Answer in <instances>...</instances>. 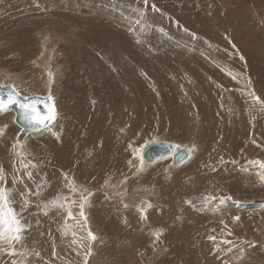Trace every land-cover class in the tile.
Returning <instances> with one entry per match:
<instances>
[{
	"label": "rangeland",
	"instance_id": "obj_1",
	"mask_svg": "<svg viewBox=\"0 0 264 264\" xmlns=\"http://www.w3.org/2000/svg\"><path fill=\"white\" fill-rule=\"evenodd\" d=\"M0 53V84L50 96L56 113L52 132L31 134L0 116V186L41 193L22 213L25 254L0 251V264H264V169L252 163L264 162V107L248 95L264 102V0H0ZM17 140L36 168L19 166ZM157 142L190 157L143 162ZM54 198L64 207L45 215Z\"/></svg>",
	"mask_w": 264,
	"mask_h": 264
},
{
	"label": "snow or ice",
	"instance_id": "obj_2",
	"mask_svg": "<svg viewBox=\"0 0 264 264\" xmlns=\"http://www.w3.org/2000/svg\"><path fill=\"white\" fill-rule=\"evenodd\" d=\"M145 5L147 4V0H144ZM131 12L135 14L132 22L136 25H141L144 21L143 18L145 13L140 9H131ZM146 27V24H145ZM235 79V77H233ZM7 87L9 91L4 92L0 91V115H3L11 110H13V105L19 109L20 117L24 121L26 125H28L29 129L36 130V131H49L52 132L53 129L51 127L53 121L56 119V113L54 107L51 109H46L45 113H41L37 109V101L31 100L29 97H24L23 99L20 98V94L16 91L15 87L12 85H2L0 84V90ZM248 95L254 97L257 103H261V106L264 107V102L260 101V98L255 95L254 92H249ZM7 125L3 128H0V136L4 134ZM23 144L19 140L16 141L12 145V149L19 158V166L25 170L29 168H36L37 165L28 161L27 163L24 162V156L26 155L21 149L23 148ZM179 146H175V149H170L173 151V155L183 161L186 156L183 152L178 150ZM194 150V148H193ZM131 163V161L129 162ZM259 166L260 169H264V162L261 161H254L252 162ZM14 176H13V183L15 184L18 180L22 184L23 180L15 175V172L18 169L14 168ZM25 175L28 179H33V175L31 171H25ZM261 179L264 180V175H261ZM65 180L68 181V185L72 187L73 191H76L75 187L73 186V182L65 176ZM5 181V172L2 168H0V184H3ZM107 183V181H106ZM42 188V185L38 184L37 189ZM84 192H87L85 189ZM14 193L20 196V210H17L13 207V204L16 203V199ZM41 193L40 191L31 192L30 190L19 191L18 189H10L7 187L6 184L4 186H0V251L6 252V254L10 257H15L17 255L23 256L25 253L18 252L16 245H20L22 248L24 247V233L28 229V225L23 223V216L22 213L27 210V206L29 205L30 201L28 200L29 195H37L39 196ZM91 193H88L90 196ZM81 198L84 203L87 202V196L81 194ZM67 199V198H65ZM232 198L226 197L219 199V205H225L226 201L231 200ZM216 200L215 196L206 195L202 198V204L207 207L212 201ZM75 203V201H73ZM189 203H191L189 201ZM39 206V205H38ZM84 204H80V216H84L83 212ZM127 207V205H124ZM64 205L60 203L58 198L52 199L47 205L44 206V214L47 215L48 209L51 208H63ZM144 207H151L150 204L144 205ZM67 217L72 218L73 214L71 211L67 212ZM86 220V218H85ZM234 220H239V216L234 217ZM223 223V221H222ZM163 234V230L159 229L156 230L153 235L155 236V240L153 241V245H155L156 241H159L160 236ZM231 233H229L230 235ZM62 235H66V232H62ZM75 235V233H73ZM88 236L91 240H95V235L92 234L91 231L88 232ZM210 240H215V237L210 236ZM77 241L75 239L72 240V244H76ZM222 244L231 243L230 241L224 240L221 241ZM83 247V245H81ZM54 249V245H53ZM232 249L228 248V252H231ZM91 254V249L88 248L87 255ZM37 257H39V253H36ZM55 250H53V256H55ZM77 255H80V252L77 251ZM11 264H22V262H18L16 259L11 261ZM84 264H87V260L85 259ZM227 264V261L225 262Z\"/></svg>",
	"mask_w": 264,
	"mask_h": 264
},
{
	"label": "water",
	"instance_id": "obj_3",
	"mask_svg": "<svg viewBox=\"0 0 264 264\" xmlns=\"http://www.w3.org/2000/svg\"><path fill=\"white\" fill-rule=\"evenodd\" d=\"M5 86H7V85H5ZM0 91L7 92V91H9V89L7 87H5L4 89H2ZM24 97H26V96H23L20 94L21 99H23ZM27 97H29L31 100L37 101V109L41 113H45L46 109H51L54 107L53 100L50 96H47V95L43 96V95H39V94L36 95L35 94V95L27 96ZM9 112H13L14 122L20 128L21 134H31V133L39 132L36 130L29 129L28 125H26L24 123V121L21 119L19 109L16 108L15 105H13V110H11ZM9 112H7V113H9ZM175 146H177V145L172 144V143H166V142H157V143L149 144V145L145 146L142 150V153H141L142 160L146 163L151 164V163H153L159 159H164V158L170 157L173 165H175V166L179 165L188 159L190 151H189V149L179 147L178 150L180 152H183L186 156V158L183 161H180L179 159H177L173 155V151H170V149H175ZM144 205H146V203L141 202L140 203V209H144L145 208Z\"/></svg>",
	"mask_w": 264,
	"mask_h": 264
},
{
	"label": "bare ground",
	"instance_id": "obj_4",
	"mask_svg": "<svg viewBox=\"0 0 264 264\" xmlns=\"http://www.w3.org/2000/svg\"><path fill=\"white\" fill-rule=\"evenodd\" d=\"M77 19H78V18H77ZM42 34H43V32H42ZM43 35H44V34H43ZM46 36H47V35H46ZM98 36H99V35H98ZM93 37H94V36H93ZM38 38H39V37H38ZM127 43H128V42H127ZM124 46H125V45H124ZM9 47H10V46H9ZM11 48H12V46L10 47V49H11ZM128 48H129V47H128ZM7 49H8V48H7ZM7 49H6V50H7ZM10 49H9V50H10ZM12 49H13V48H12ZM23 50H24V49H23ZM99 50H100V49H99ZM113 50H114V49H113ZM7 51H8V50H7ZM24 51L26 52V50H24ZM127 51H128V50H127ZM8 52H10V51H8ZM12 52H14V51H12ZM103 52H104V51H103ZM28 53H29V52H28ZM0 54H1V53H0ZM4 54H5V53H4ZM24 55H27V54L24 53ZM102 56H103V55H102ZM97 70H98V69H97ZM97 70H96V74H97ZM93 71H94V69H93ZM107 71H108V70H107ZM80 72H81V71H80ZM90 72H91V71H90ZM94 72H95V71H94ZM94 72H93V73H94ZM98 72H99V71H98ZM88 73H89V72H88ZM99 73H100V72H99ZM99 73H98V74H99ZM90 74H92V73H90ZM77 75H78V74H77ZM80 75H81V74H80ZM86 75H87V74H86ZM86 75H85V77H87ZM94 75H95V74H94ZM28 76H29V75H28ZM78 76H79V75H78ZM81 77H82V76H81ZM83 77H84V75H83ZM85 77H84V78H85ZM85 79H86V78H85ZM91 79H92V78H91ZM89 80H90V79H89ZM92 80H93V79H92ZM12 81H13V80H12ZM83 81H84V80H83ZM33 82H35V81H31V84H30L31 86H32V84L34 85ZM87 82H88V81H87ZM81 83H82V82H81ZM37 84H38V83H37ZM34 86H35V85H34ZM85 89H86V88H85ZM89 91H90V90H89ZM18 92H19V91H18ZM87 92H88V91H87ZM87 92H86V93H87ZM88 94L90 95V92H88ZM93 94H95V93H93ZM85 95H86V94H85ZM125 95H126V93L124 94V97H125ZM87 99H88V98H87ZM84 102H85V101H84ZM85 104H86V102H85ZM88 104H89V103H88ZM118 133H120V132H118ZM38 136H39V135H38ZM118 136H119V135H118ZM45 138H46V137H45ZM48 138H49V137H48ZM54 139H55V138H54ZM63 140H64V139H62V141H63ZM47 141H48V140H47ZM50 141H51V140H50ZM58 141H59V140H58ZM1 142H2V141H1ZM1 142H0V143H1ZM3 142H4V141H3ZM45 143H46V142H45ZM64 143H65V142H64ZM129 143H130V142H129ZM42 144H43V143H42ZM53 144H54V143H53ZM53 144H52V146H53ZM73 144H74V143H73ZM54 145H55V144H54ZM58 145H59V144H58ZM86 145H87V144H86ZM52 146H51V147H52ZM48 147H49V146H48ZM1 148H2V147H1ZM33 148H34V147H33ZM52 148H53V147H52ZM63 148H64V147H63ZM127 148H128V147H127ZM127 148H126V150H127ZM72 149H73V148H72ZM38 150H39V149H38ZM55 150H57V149H55ZM59 150H60V149H59ZM126 150H125V151H126ZM142 150H143V149H142ZM46 151H47V150H46ZM49 151H50V150H49ZM65 151H66L65 154L67 155L68 153H69V154L72 153L74 150H72V152H71V151H70V148H69V144H68V145H66V150H65ZM54 152H55V151H54ZM81 152H82V151H81ZM130 152H131V151H130ZM78 153H79V151H78ZM45 154H47V152L44 153V155H45ZM2 155H3V153H2ZM66 155H65V156H66ZM70 156H71V155H70ZM4 157H5V156H4ZM45 157H46V156H44V158H45ZM189 157H190V154H189ZM189 157H188V159H189ZM49 158H50V157H49ZM229 158H230V157H229ZM66 159H67V158L64 159V164H68V163H67L68 161H67ZM188 159H187V160H188ZM5 160H6V159H5ZM114 160H115V159H114ZM187 160H186V161H187ZM50 162H51V161H50ZM61 162H62V161H61ZM143 162H144V161H143ZM184 162H185V161H184ZM45 163H46V161L44 162V165L47 164V163H46V164H45ZM48 163H49V162H48ZM62 163H63V162H62ZM72 163H73V162H72ZM123 163H124V162H123ZM50 164H51V163H50ZM126 164H127V163H126ZM181 164H182V163H181ZM70 165H71V164H70ZM70 165H67V166L70 167ZM72 165H73V164H72ZM58 166H61V165H58V164H57V167H58ZM176 166H178V165H176ZM226 168L228 169V167H226ZM50 169H51V168H50ZM84 173H85V172H84ZM84 175H85V174H84ZM204 175H205V174H204ZM226 175H227V172L225 171V174H222L220 177H225ZM85 176H86V175H85ZM202 176H203V175H202ZM202 176L199 177V180H200V181H204V178H203ZM216 176H217V175H216ZM218 176H219V175H218ZM206 177H207V176H206ZM236 177H237L236 175L233 176V179L237 182L238 185H241V184L243 183V179H242V178L237 179ZM62 198H63V197H62ZM140 203H141V202H140ZM140 203H138L139 205H137V207H139V208H140ZM146 208H147V207H145V209H146ZM99 212H100L99 214H102V211H99ZM95 216H97V215H95ZM95 220H96V219H95ZM108 220H109V219H108ZM109 221H110V222H109L110 225H109L108 228H110V226H111L112 224H116V225H118L117 228L120 229V224L116 223L115 221L112 222V220H109ZM106 224H107V223H106ZM99 226H100V225H99ZM101 226H102V225H101ZM113 227H114V226H113ZM108 228H107V230H108ZM118 229L111 228V232H114V231H115V233H116V231H118ZM105 231H106V230H105ZM187 231H188V230H187ZM100 232H101V231H100ZM182 236H183V235H182ZM187 237H188V236H187ZM184 244H185V243H184ZM191 244H192V243H191ZM185 245H186V247H187V244H185ZM189 245H190V243H189ZM189 248H190V247H189ZM189 248H188V249H189ZM45 249H46V248H45ZM179 251H180V250H179ZM179 251H178V252H179ZM174 254H175V253H174ZM207 263L209 264V261H208ZM207 263H206V264H207Z\"/></svg>",
	"mask_w": 264,
	"mask_h": 264
}]
</instances>
